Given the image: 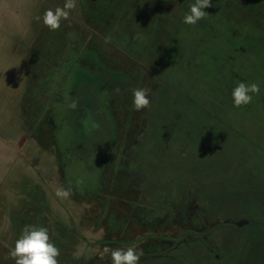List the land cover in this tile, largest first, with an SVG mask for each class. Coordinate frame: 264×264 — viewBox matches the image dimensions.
<instances>
[{
  "label": "rangeland",
  "instance_id": "374dc122",
  "mask_svg": "<svg viewBox=\"0 0 264 264\" xmlns=\"http://www.w3.org/2000/svg\"><path fill=\"white\" fill-rule=\"evenodd\" d=\"M139 1L143 5L144 0H76L69 18L51 31L43 15L65 0H0V254H6L0 264H15L9 250L26 225L56 236L59 264H79L71 256L65 261L68 244L56 232L76 231L83 216L92 218L91 205L80 197L96 191L100 157L118 145L116 134L125 130L116 126L124 114L132 122L125 131L128 165L143 187L141 201L161 204L175 188L186 192L189 179L207 184L206 198H195L209 203L211 222H219L212 224L211 237L222 258L202 264H264V44L250 48L237 38L230 61L218 49L215 59H202L199 47H188L197 38L193 26L182 22L183 0H174L177 26L171 31L169 20L158 36L153 22L139 29L125 20L138 16ZM132 29L142 30L143 39L131 35ZM186 48L192 50L190 66L181 73ZM240 81L258 83L261 91L236 108L231 93ZM138 87L151 89L150 108L133 109ZM73 100L75 109L68 107ZM164 127L171 132L168 142ZM120 184L115 180L122 191ZM60 188L71 195L58 196ZM116 219L113 225L112 217L107 220L110 228L123 225ZM224 220L248 225L235 232ZM80 234L75 250L87 259L102 237ZM176 252L181 258H155L154 252L140 264H200L198 256H207L198 244Z\"/></svg>",
  "mask_w": 264,
  "mask_h": 264
},
{
  "label": "flooded vegetation",
  "instance_id": "af4514ba",
  "mask_svg": "<svg viewBox=\"0 0 264 264\" xmlns=\"http://www.w3.org/2000/svg\"><path fill=\"white\" fill-rule=\"evenodd\" d=\"M259 1L264 4V0ZM127 101L125 105H127ZM125 115L122 116L123 121L120 120L118 126H116L119 130L124 129L126 131L130 127L127 125L131 121ZM165 128L161 130V135L163 141L168 142L171 138V132H168ZM125 131L117 132L116 143L118 145L113 148H107L100 157L99 163L101 171L96 191L93 190L91 193L86 192L81 197H76V199H79L78 197L81 198L80 202H83V205L88 204V201L91 203L89 210L92 212L93 224L90 229L79 228L81 233L89 232L91 235L102 237L96 241L104 240L108 235L112 239L118 240V244H121L122 249L125 250L129 247L138 249L142 245V242L133 239L134 236L154 235L158 237L160 234L161 236L165 235L167 237H161L157 240L156 245L147 249L149 254L156 253L155 258L162 256H165L167 259L181 258L179 256L180 254L176 251H180L181 248H190L191 250L193 245L198 244L199 247L205 250L207 255L206 257L198 256L200 258L198 262L208 261L207 259L217 262L221 260L222 256L219 255L218 246L211 237L212 224L213 226L214 224L219 225V222L216 221V217V219L213 218L212 220L214 223L211 222L210 218L212 214L209 203L204 199L202 200V198H195L196 193H203L205 197L204 193L207 192V184L202 187V184L200 186L194 179H189L187 181L186 192L183 189L178 190L175 188V195L172 198L168 197V199L163 200V204H159L156 201H141L143 187L137 185L138 180L134 179V170L129 168L128 165L132 154L128 142L126 143L128 134ZM131 177H133L132 184L130 182ZM117 179L121 182L122 191L114 186L115 180ZM106 197L108 198L107 203H105ZM113 201H115V204L112 203ZM111 217L114 219L112 225L115 221H119L116 217L124 220L122 222L123 225H118L114 229L110 228L111 226L107 220ZM221 223L233 228L235 232L241 231L243 225H248L243 220H237L235 222L224 220ZM145 226L153 228L147 230ZM115 236H117V239L114 238ZM124 236L130 238H124ZM131 240H134V243H128ZM189 259L187 257V261Z\"/></svg>",
  "mask_w": 264,
  "mask_h": 264
},
{
  "label": "trees",
  "instance_id": "16d2710c",
  "mask_svg": "<svg viewBox=\"0 0 264 264\" xmlns=\"http://www.w3.org/2000/svg\"><path fill=\"white\" fill-rule=\"evenodd\" d=\"M182 2V1H181ZM189 0H183V3L179 5L182 7L183 11L181 12H188V4ZM213 7L205 9L206 12L209 13L207 17L200 20L193 28H190V31L193 33L195 39L192 44L188 47L192 49V47H199L200 57L204 59L208 54L211 55L212 59H215L214 50L221 51L220 55L218 56H225V61H230L231 56L237 51L234 46L235 43H232L235 39H240L242 42L248 41L250 43L249 47H253V45L264 44V38L260 33H264V30L260 28H264V4H262L259 0H212ZM138 4V5H137ZM134 5L141 6L142 3L135 2ZM143 8H137V12L139 13L138 16L133 18L126 15L128 23L131 25V28L135 24V27H139V29H144L145 24L148 22H153L154 25L157 27L155 30L154 35L159 34V31L163 30V26L169 24L168 21L171 22V31L174 25L177 26L176 19L179 20L177 17V12L175 11V1L174 0H144ZM186 8V9H185ZM135 10V9H134ZM92 8L90 7V17H92ZM177 17V18H176ZM176 18V19H175ZM145 21V24L143 23ZM143 23V24H142ZM189 27V26H188ZM135 29V28H134ZM138 29V30H139ZM133 30V29H132ZM136 30V29H135ZM131 32V35L134 36H141V31ZM174 30V28H173ZM170 31V33H171ZM176 36L175 33H172L171 36ZM203 37V38H202ZM172 39H174L172 37ZM201 39V40H200ZM204 40V42H203ZM193 45V46H191ZM250 48L248 52L253 51ZM185 51L182 58L179 60V70L181 73L183 70L190 66V58H188V51H192L191 49ZM236 50V51H235ZM244 50V49H243ZM245 51V50H244ZM254 52V51H253ZM244 55L247 52H243ZM212 61V60H211ZM207 66V65H205ZM189 70V69H188ZM184 73V71H183ZM88 204L91 205V203ZM89 215V214H88ZM158 223V222H157ZM93 224L92 218H86L83 216L82 224L79 225V228L83 229H90ZM153 224V223H151ZM157 227V226H155ZM78 230L74 231L69 230L67 228L62 229L61 231L56 232L58 234V239H64V243L68 244V247H65L64 252H66L65 261L71 256L72 258H76L79 264H112L111 255L110 253L104 254V249H122L121 244H118V240H114L108 235L105 237L104 240L96 241L92 246L96 249L91 253V255L84 259L81 255H78V252L75 250L77 245L81 243L82 235L78 232ZM97 228V227H96ZM153 227L145 226V229L149 230ZM51 239H55V235L53 236L50 234ZM161 237L165 238V235H158L156 236H134L133 239H137L139 242H142V245L137 249L143 251V256H141L140 260H144L147 258L146 255L149 253L147 249H150L151 246L156 245L157 240ZM114 238L117 239V236ZM124 238H130L128 236H124ZM155 238V239H154ZM57 240V239H55ZM145 241V242H143ZM122 242V241H121ZM128 243H134V240L129 241ZM145 243V244H144ZM63 244V243H61ZM145 246V248H144ZM6 255L5 253L3 254ZM0 254V257H3ZM64 256V255H63ZM62 256V257H63ZM103 256V258H101ZM83 259H82V258ZM6 258V257H5ZM7 259V258H6ZM189 263V262H187ZM202 264V262H199Z\"/></svg>",
  "mask_w": 264,
  "mask_h": 264
},
{
  "label": "clouds",
  "instance_id": "9594fccd",
  "mask_svg": "<svg viewBox=\"0 0 264 264\" xmlns=\"http://www.w3.org/2000/svg\"><path fill=\"white\" fill-rule=\"evenodd\" d=\"M212 0H193L189 5L188 12L183 16V23L195 26L200 20L209 15L205 9L213 7ZM77 7L76 0H65L63 7L54 10L48 9L43 15V24L51 31H57L61 27V21L67 20L72 10ZM136 38L143 39L138 35ZM119 93L120 89H115ZM261 91L258 83H246L240 81L232 90L231 96L233 105L236 108L247 106L253 101V97L259 95ZM132 107L135 111L148 109L151 106V89L138 87L132 91ZM75 109L77 102L73 100L68 105ZM57 195L67 198L71 195V189H57ZM110 253L112 264H140L142 250L135 247L125 249H104V254ZM61 255L60 249L56 246L49 235L46 227L37 225H26L20 237L16 240L14 247L9 250V257L15 264H59L58 257ZM103 258V256L101 257Z\"/></svg>",
  "mask_w": 264,
  "mask_h": 264
}]
</instances>
